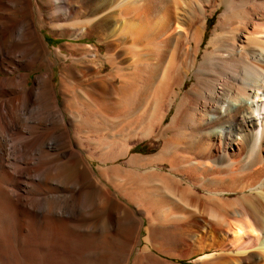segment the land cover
I'll use <instances>...</instances> for the list:
<instances>
[{"label":"bare ground","instance_id":"bare-ground-1","mask_svg":"<svg viewBox=\"0 0 264 264\" xmlns=\"http://www.w3.org/2000/svg\"><path fill=\"white\" fill-rule=\"evenodd\" d=\"M55 1L0 0V69L11 74L0 76V209H7V216L12 220L15 218L12 211L18 207L27 209L39 219L46 218L44 222L47 218L54 219L60 224L72 223L77 230H81L86 213L90 212L88 210L93 204L86 200L89 174L85 171L94 174V159L90 157L89 161L86 160L81 147L83 140L80 142L78 138L84 132L81 127L84 117L80 118L83 111L80 113L81 109L77 107L71 112L61 108L59 91L52 84L49 70L39 74L32 87H28L26 82L30 73L20 69L25 62L31 66L37 61L52 63L42 32L47 17L42 7L43 4L52 6ZM230 1L114 0L116 4L112 10L110 7L109 11L105 9L107 11L103 15L100 11L106 8V3L95 2L88 6L86 19L80 18L83 10L74 12L73 9L72 12L80 18L79 21L75 19L76 23H83L82 27H86L88 32L93 26L90 23L94 22L105 30L110 29L114 22L121 21L123 26L116 31L119 33L114 28L111 32L116 35L124 32L122 35L129 37L131 47L149 53L158 45L157 50L164 52L163 56L170 47L173 48L158 84L160 96H157L159 105L165 101L174 102V115L168 124L172 133L166 138L160 154L147 157L131 155L128 159L130 165L137 168L150 165V172L140 170L143 173L139 171V174L145 177L147 173L145 178L151 181L167 183L172 179V172L166 175L162 174L163 171L158 173L160 170L155 164L163 159L169 163L171 171L193 169L199 175L196 180L198 185L206 189L208 195L203 199L196 189L187 186L182 187L180 193L198 213L197 225L202 219L199 214L203 213L206 217L203 219L208 227L206 233L196 235L186 232L181 240L184 245H171L172 248L170 245H144L133 259L130 255L135 241L128 244L133 239L127 234L124 244L116 243L109 251L97 252V264H121L124 261H132L133 264H179L171 258L188 257L193 253L199 255L193 258L196 264H264V0H261L262 9H255L245 19L229 16L228 10H232L228 9ZM206 5L214 10L218 7L225 10L219 17L207 49L201 55L200 46L206 31ZM110 11L113 13L108 14ZM113 46L111 42L108 44L109 49ZM42 49L46 52L43 53ZM56 52L57 56L64 54L61 48ZM108 57L116 67L114 54ZM160 60L161 69L164 58ZM155 70L154 76H157ZM156 73L160 72L156 70ZM116 74L119 78L124 75L118 68L108 82L92 81L86 93L71 85L73 88L61 90L62 95L79 102L78 107L87 101L85 97L96 103L105 96V85L113 84ZM75 76V79L82 80V75ZM189 78L192 79L190 87L182 91ZM109 93L107 96L110 99L112 93ZM72 125L79 130L78 134L75 129L78 137L71 133ZM80 139H83L82 136ZM118 152L120 154V151L117 155L115 152V158ZM43 160L48 164L44 165ZM129 171L132 169H122L124 174ZM134 172L132 175L138 174L135 169ZM58 178L68 180L69 190H53L50 185ZM95 184L99 189L96 203H108L113 198L112 194L110 197L108 190L96 179ZM35 189L38 194H34ZM189 191L195 197L186 198ZM231 194L238 195L231 197ZM108 206L107 217L112 226L121 225L126 233L140 228L141 221L137 220L136 212L128 204L114 198ZM184 208L188 212L182 208L174 215L183 221L187 215H184L185 212L189 213L188 208ZM157 215L165 218L166 212L165 215L164 212ZM183 221L182 227L186 231L191 223ZM170 224L173 223L168 226ZM1 232L3 235L2 228ZM151 236L147 240L153 239ZM162 239L168 241L170 238L164 236ZM174 248L176 251L172 250Z\"/></svg>","mask_w":264,"mask_h":264},{"label":"rangeland","instance_id":"rangeland-1","mask_svg":"<svg viewBox=\"0 0 264 264\" xmlns=\"http://www.w3.org/2000/svg\"><path fill=\"white\" fill-rule=\"evenodd\" d=\"M40 1L44 2L45 0ZM56 1L52 6L43 4L44 7H42L47 16L46 19L44 18L46 23L43 25L42 32L45 34L44 37L47 42V48L51 52L48 54L50 55L52 63L41 64V61H37L38 63L36 62L31 66L25 62L21 65L20 69L22 72L30 73L28 81L26 82L28 87H32L39 74L49 70L52 75V84L56 90L59 91L58 95L61 108L64 110L67 108L69 112H71L73 108L75 110L78 108L81 109L79 111L80 113L83 111L80 118L82 116L84 118L82 117L83 119L81 118L82 121H80L82 123V131L84 132H80L81 134H79V130L73 127L74 125L70 126V129L71 133L75 134L77 137V132L82 136L83 139H80L81 136L78 138L80 142L83 140V146L81 145V147L86 160L89 161L91 158L94 159V174L87 172L88 170L85 171L86 174H89L86 179V200L93 204L90 207L91 209L89 208L88 210L90 212L86 213L85 220L83 221L84 224L82 223L84 228L81 230H77L72 223H67L66 225L60 224L58 220L54 219L47 218L48 221L46 220L44 222L46 218L44 220L39 219L34 213L31 214L27 209H20L18 207L12 211L15 212L14 221L7 216L9 213L7 209H0V230L2 228V231H4L3 235L2 232L0 234V264H26L25 262H29L28 264H97L95 259L97 252L109 251V248L112 249L116 243L124 244V237L127 234H129L128 237L133 239H130L132 242H128V244H133V241H135L134 251L130 255V258L133 259L137 253L143 250L144 245H170V247L171 245H184L181 240L186 232L196 235L206 233L205 231L208 227L203 220L206 219V217L203 213L199 214V217L202 219L199 225H197L198 213L194 210V206L187 203V200L183 197L184 194H180L182 192V187L187 186L191 187L193 190L196 189L198 194H200L199 196L203 199L208 196L207 190L198 185L197 181L199 175L195 170L183 168L171 171V169H169V163L163 161L164 159L162 158L163 160L155 165H157V169L160 170L158 173L163 171L165 173L162 172V174L166 175L172 172L170 178L173 180L171 179V182L168 181L166 183L165 181H151V179H146L147 173L145 177L144 174L142 175L143 177H141L139 171L142 170L144 173L145 171L150 172L148 171L151 169L149 168L150 165H145L147 167L143 165L137 168L134 165H130L129 162V159L132 157L131 155L147 157L160 154L166 138L172 133L168 124L174 115V102L169 103V101H165L162 107L163 104L159 105V98L157 96H160L158 94V84L168 64L173 48L170 47L171 49H168L169 51L166 53L165 57L163 56L164 52L157 50L158 45L149 52L154 55L144 53L141 49L140 51L131 47L129 37H127V40V38L124 37L125 35H122L124 32L117 35L111 32L112 28H114L116 32L119 27L123 26L121 21L114 22L110 29L105 30L97 26L94 22L90 23V25L93 24V26L89 32L86 31V27H82L84 26L82 25L83 23H76L80 18L86 19L88 17V9H90L88 6H90V4L93 5L95 2L106 3V8L100 11L103 15L106 14V11H109L110 8V10H112L114 4H116V2H113L114 0ZM260 6L261 0H231L228 9L232 10H228L229 16L234 19H245V17L255 9L260 11L262 9ZM73 9L74 12L75 10H83L80 18L76 17L75 13L72 12ZM105 9L107 10L105 11ZM224 10V7H218L214 10L213 7H208V5H206L207 16L204 18L206 22V31L200 46L201 55L204 50L207 49L214 28ZM109 13H113V11L108 12V14ZM75 19H77V21H75ZM60 20L64 22V24ZM51 24H54V26ZM110 42L114 44L111 48L113 51L108 48ZM59 48H61L64 54L57 56L56 51ZM42 52L44 53L46 51L42 49ZM139 53H141V55ZM45 54L47 55V53ZM111 54H114L113 60L116 67L109 61L108 56ZM155 54L158 56L160 55V57L156 56L155 58ZM150 57H153V60L150 59ZM161 57L164 58V63L160 69L159 62L162 61L160 60L162 59ZM148 58L150 59L149 62ZM145 59H147L146 61L148 63H146ZM146 64L152 67L149 68ZM118 68H121L124 74L120 75L122 78L120 77V79L119 75L116 74L113 77V79L115 78L112 82L113 84L105 85L107 86L105 88L106 91L108 92V90H111L109 92L112 93L114 97L110 95L111 97L109 99V95L107 96L109 92H106L105 96L100 97V101L96 100L98 101L96 103H93L95 100L90 101L85 97V100L88 102L82 103L85 106L81 105L82 108H85V111L90 109V111H86L88 113L82 110L81 105L78 107L79 102L75 100L72 101L69 97L65 98L64 95H62V89L73 88L72 86H76L78 88L77 90L80 91L81 89V92L86 93V89H89V85H91L90 83L92 81H96L97 83L102 81L108 82L110 80V75L113 72L115 73ZM155 68L157 72L160 73L157 74ZM154 70L157 76H154ZM79 74L82 75V80L75 79V75ZM9 75L11 74L4 69H0V76ZM121 81H124L125 84ZM191 83L192 79H187L182 87V91H186ZM110 87H112V89ZM106 96L107 98L105 99L104 97ZM157 104L159 107H157ZM75 107H77V109ZM158 108L159 111L157 110ZM94 109L97 110L98 114L94 115L97 113ZM91 110H94V112ZM76 113L77 115L80 114L78 111ZM89 113L93 115H87ZM84 115H86V117ZM68 117L69 116H67V118ZM126 147L129 148V151H127L128 149ZM123 149H126L127 152H125V150L123 151ZM117 151H120V154L118 152L119 158L118 156L115 158V152L117 155ZM111 153L114 154V156H112ZM122 153H126V156L122 155ZM110 156L113 158H110ZM37 159L39 160L38 157H36V160ZM44 163L46 162L44 161L43 164ZM47 164L48 163L44 165ZM120 166L122 167L120 168ZM126 167L127 170L132 169L133 172L135 169L138 174L132 175L135 173L132 171L128 172L131 173L130 175H128L127 172L125 174L122 173V169L124 170ZM129 167H131V169ZM119 171L123 176L128 175L126 176L127 178H123ZM142 171H140V173H143ZM95 179L104 189L108 190L109 196L112 194L113 198L110 196L111 199L108 203H96L99 189L97 188V184H95ZM67 183L68 180L58 178L57 180H53L50 186H52L55 191H60L62 189L69 190ZM180 185L181 187H179ZM168 186H170L169 191L167 189ZM198 187L200 188L198 189ZM179 188L180 191H178ZM187 193L186 198L188 196L189 198L195 197L190 191ZM34 194H38L37 189L34 190ZM236 195L238 194H231L230 196L235 197ZM114 198L128 204L136 212L137 220L140 219L138 221H141L140 228L134 231L132 230V232L130 231L131 234L128 232L126 233V230L121 225L112 226L110 219L107 217L109 211L108 205ZM182 205L189 210V213L183 210L185 212L184 215H188H186V217L184 216V221L180 217L174 216L181 212L182 208L185 209ZM159 212H164V215L166 212V217L160 218L157 215ZM91 214L92 216H90ZM182 221L191 223V226L189 225L186 231L182 227ZM169 223L173 224L168 226ZM179 227L181 228L179 229ZM146 232L149 234L151 233L153 239L147 240V237L150 236L147 235L145 238L144 234ZM164 236H168L170 239L168 241L161 240ZM113 237L114 239H112ZM172 250L176 251L175 248ZM188 250L189 249H187V252H189ZM194 257L197 258L199 255L193 253L188 257H172L171 259L179 264H196V261L193 260ZM121 264H133V262L130 261L126 263L124 261Z\"/></svg>","mask_w":264,"mask_h":264},{"label":"crops","instance_id":"crops-1","mask_svg":"<svg viewBox=\"0 0 264 264\" xmlns=\"http://www.w3.org/2000/svg\"><path fill=\"white\" fill-rule=\"evenodd\" d=\"M147 235L150 236V234H149L148 232H146V233L144 234L145 238L147 237Z\"/></svg>","mask_w":264,"mask_h":264}]
</instances>
